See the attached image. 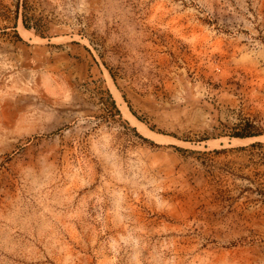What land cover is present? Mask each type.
<instances>
[{"label":"rangeland","instance_id":"obj_1","mask_svg":"<svg viewBox=\"0 0 264 264\" xmlns=\"http://www.w3.org/2000/svg\"><path fill=\"white\" fill-rule=\"evenodd\" d=\"M241 119L264 0H0V264H264Z\"/></svg>","mask_w":264,"mask_h":264},{"label":"trees","instance_id":"obj_2","mask_svg":"<svg viewBox=\"0 0 264 264\" xmlns=\"http://www.w3.org/2000/svg\"><path fill=\"white\" fill-rule=\"evenodd\" d=\"M23 22L26 29L28 30L31 29L26 18H24ZM112 104L114 105L113 102ZM224 131L225 132H221L219 136L245 139V138H256L264 135V130L260 126L255 125L252 121L248 119H241L240 122L236 124L234 127L230 128V130H224Z\"/></svg>","mask_w":264,"mask_h":264}]
</instances>
